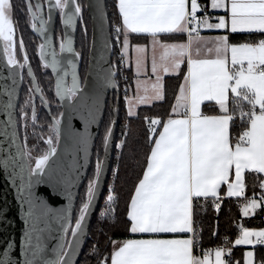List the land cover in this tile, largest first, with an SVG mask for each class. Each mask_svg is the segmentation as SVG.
I'll list each match as a JSON object with an SVG mask.
<instances>
[{
  "label": "snow or ice",
  "instance_id": "1",
  "mask_svg": "<svg viewBox=\"0 0 264 264\" xmlns=\"http://www.w3.org/2000/svg\"><path fill=\"white\" fill-rule=\"evenodd\" d=\"M47 2L49 18L45 20L41 14L43 4L40 0L35 5L32 0H24L31 29L46 37L44 43L38 45L39 58L45 69L51 68L56 74L55 96L61 102L67 100L78 104L87 111L88 122L95 123L100 111L99 95L78 96L83 90L76 72V59L64 61L59 58V54L51 47V37L47 36V25L52 19L53 10H59L64 25L74 28L81 13V5L77 0ZM116 6L120 22L113 23L112 33L104 37L103 48L111 51V36L114 35L116 43L120 45L121 65L129 63L130 49L135 53V95L125 96L128 117L137 115L135 109L138 105L163 101V76L179 75L182 66L186 65L187 68L167 119L144 118L152 146L143 176L136 183L128 203V231L132 234L190 235L186 238L113 240L110 264H230L224 257L226 254L231 256V249L226 253L224 248L217 247L202 250V255L194 254V247L199 244L194 228V201L211 197L213 208L218 213L223 199L243 198V204H238L243 217H249L258 208H264V39L255 43H230L228 35L204 37L201 30L264 33V0H210L211 9H223L228 13L227 17H215L218 21L216 23L209 22L207 15L203 18L197 16V12L203 10L198 0H118ZM15 9L14 0H0V51L6 57L7 65L16 69L27 66L32 81L24 103L20 105V118L24 122L26 133L31 127L32 135L43 139V133L36 131L37 127L43 128V124H37L39 117L34 103L35 94H39L44 107H48L50 101L36 79L27 54L23 55L22 63L15 56L18 27V21L14 19ZM96 10L102 21L100 27L106 31L107 14L103 0H97ZM84 34L87 36L86 27ZM132 34H147L151 37V73L155 76L154 81L139 79L141 75H147L149 45L132 44ZM161 34H186L187 38L183 42L168 43L160 39ZM19 47L21 50L25 48L22 37L19 39ZM65 52L73 54L75 58L81 56L73 48V38L67 35L60 42V53ZM49 56L50 60L47 58ZM100 59H104L103 52ZM69 70L72 76L71 86L65 82ZM105 72L104 87H115L116 66H110ZM6 78L12 80V87L0 86V95L8 97L6 103L0 104V110L7 115L6 121H0V136L4 140L10 138L11 143L5 149L4 141H0V152H8L7 156L0 157V167L5 171L13 169L10 179L15 183V179L19 178L18 198L23 204H27L28 209L24 214L26 228L21 238L22 260L12 258L10 253L14 243L10 241L7 248L0 252V264H74L107 166L112 125L115 121L108 122L109 126L102 138L103 158L97 153L94 175L88 180L74 226L71 224V201L75 195L72 189L80 178L79 170L85 165L77 162L71 166L76 180L72 179L70 172L57 181L63 185L69 207L54 217L59 224V237L57 244L51 249L54 258H48L46 240L54 238L48 219L52 210L45 206L42 212L36 211L43 201L35 195L34 189L36 185L49 183L52 179L51 173H46V168L57 152L61 120L59 117L52 118L53 122L48 128L50 133L55 134L56 143L50 134L44 141L48 145L47 150L35 157V167H32V150L22 148L18 142L17 120L12 111L16 107L17 89L23 82V77L19 71L10 70L9 77ZM205 102H214L218 106V114L204 112L202 105ZM230 102L234 105L233 108L229 107ZM245 103L249 106L247 110L244 109ZM68 106L71 107L72 104ZM112 111L115 113L118 109L113 108ZM237 115L247 127L233 144L230 125ZM29 119L31 124L28 123ZM157 126H162L159 131ZM9 127L11 132L8 131ZM76 135L79 137L76 150L83 151L87 157L91 134ZM124 143L121 140L116 147L122 148ZM13 146L16 148L15 154L9 151ZM246 172L254 175L252 186L255 188L258 185L261 190L259 196L255 193L251 197L246 195ZM117 173L118 168L114 171V177ZM222 185L227 186L225 196L219 194ZM116 200L115 189L110 186L106 207L100 212L101 220L110 215L114 217L113 205ZM4 211L0 209V221L4 219ZM236 227L239 229L234 242L236 246H264V229H251L242 224H237ZM69 232L72 239H68ZM117 244L119 247H116ZM98 252L99 248L94 244L90 254ZM108 261L109 256L105 255L99 260V264H108ZM235 264H239V261ZM244 264H255L253 251L244 253Z\"/></svg>",
  "mask_w": 264,
  "mask_h": 264
},
{
  "label": "trees",
  "instance_id": "2",
  "mask_svg": "<svg viewBox=\"0 0 264 264\" xmlns=\"http://www.w3.org/2000/svg\"><path fill=\"white\" fill-rule=\"evenodd\" d=\"M83 5L85 0H81ZM14 4L16 6L14 19L18 21L17 27V36L18 43L17 47H19V39L22 37L25 48L21 50L22 53H26L27 56L35 51L30 45V36L27 33V21L23 16V13L20 9V2L18 0H14ZM116 0H106V10L108 16V22L110 26V32L112 33V25L113 23H119L120 17L118 13ZM87 28V36L84 34V29ZM91 25H90V16L86 9H84V24L81 27V30L78 35L77 49L81 53L80 59L82 62V72L85 73V67L87 63V57L89 53L90 46V37H91ZM229 41L232 43H243V42H257L258 40L264 37V33L258 32H238L231 33L228 32ZM164 40H172L178 39L181 36L178 34H163L160 36ZM149 39L147 34L136 35L132 34L130 36L131 43H146ZM112 43V59L113 63L116 66V82L119 88V114H118V123L115 135V145L112 157V163L110 167V172L108 175V179L105 185V189L101 200L104 198L107 187L112 180V172L115 164V153L117 150L116 141L123 136V133L126 132L124 138V145L122 147L119 164H118V173L114 179V189L115 194L117 196V200L113 205L115 212L114 217L110 215L107 219L101 220L98 218V211L101 204V200L97 207L96 213L92 219L90 225V234L92 236V241L90 239L87 240L84 249L79 257L77 264H99V260L103 258L105 255L109 256L108 264L110 263V253H111V241L115 238H124L133 235L128 231L129 221L127 219V211H128V203L131 199V195L134 192V188L136 183H138L139 179L142 178L143 171L147 165V156L151 151V142L149 141V132L148 127L146 126L145 116L148 117H161L165 119L168 116V113L171 110V106L174 102V98L178 87L182 81L183 75L186 71V65L182 66L179 75H171L166 76L164 82L165 89V98L163 101L154 102L151 105H144L138 108L137 115L128 117L126 111V100L125 96H129L133 90V72L130 65L123 66L122 68L118 67L116 64L117 55L119 53L118 44L116 43L114 35L111 36ZM34 68V67H32ZM23 72L25 73V79L23 77ZM22 77H23V89L21 92L20 104L24 103V100L27 96V90L29 88L30 79L26 74V70L23 69ZM34 72V71H33ZM36 72V67H35ZM36 76V74H35ZM127 77V79H125ZM127 90V91H126ZM114 101L116 102V94L114 96ZM20 104L18 110L20 108ZM230 108H233L234 105L230 102ZM249 107L247 103L244 104V108ZM203 111L207 114H218L219 109L213 102H205L203 105ZM18 115L20 117V112L18 111ZM31 115V110L29 111V116ZM113 116V112L107 106V110L105 113V117L103 123L100 128V133L94 148V155L92 166L86 179L83 187L80 191V196L78 199V204L75 212L74 220L78 215V209L80 207L81 201L83 200V196L85 193V185L89 179L93 178L95 164L97 159V153L100 154V157L103 153L102 147V138L105 135L106 128L109 126V117ZM18 117V118H19ZM38 122L43 124L44 127H47L51 124V120L44 118L38 115ZM48 117V116H47ZM19 125L20 121L18 120ZM247 127L246 123L242 121L234 120V122L230 125V134L232 140H234L240 133V131ZM158 131L161 126H158ZM20 136L22 138L24 147L26 144L28 145L31 152H37L41 149L42 145L45 144L44 139H39L36 136L32 135V128H28L27 130V141H24L23 132H21V128L19 126ZM44 138V137H43ZM27 148V146H26ZM28 149V148H27ZM246 180L248 183V187L246 189L247 194L256 193L259 190L258 185L254 188L252 186L253 181L255 179L254 175L246 172ZM223 196V195H222ZM206 209V211H205ZM194 223L196 226L200 227V230L197 231V238L199 240V244L194 247V252L196 254L202 253V250L206 248H215L220 245H225L229 249H231V256H226V259L229 260L230 264H235L236 261H239V264H244V246H236L233 244V241L239 235V229L236 227L237 224H242L245 227H260L264 226V219L260 216L259 212L250 217H243L237 204L232 198H225L221 201V210L217 213L212 207H195L194 208ZM74 225V221L72 222V226ZM215 233V234H214ZM70 235V232L68 236ZM229 236V240L225 242V238ZM93 244L99 248L98 254H90L91 248ZM256 253V262L264 261V248L263 246H258L255 248Z\"/></svg>",
  "mask_w": 264,
  "mask_h": 264
},
{
  "label": "water",
  "instance_id": "3",
  "mask_svg": "<svg viewBox=\"0 0 264 264\" xmlns=\"http://www.w3.org/2000/svg\"><path fill=\"white\" fill-rule=\"evenodd\" d=\"M96 3L97 0H86V8L88 10V14L90 16V25H91V38H90V46H89V53L87 59V67L84 79L81 80L79 74V67L80 63L78 58H75L71 53H58L57 50L53 47L52 49L55 50L59 54V58L66 61L67 59H76L77 62V76L79 78V82L82 88V92L78 94V96H83L85 94L88 95H99L100 99V111L97 114V120L95 123L88 122V115L87 111L81 108L78 104H74L72 101H64L61 102L63 116L59 115L61 120L60 125V140L57 144V152L54 157L50 159L49 166L46 168V173L50 172L52 179L49 183L36 185L35 186V195L40 197L43 201V204L40 205L36 211L42 212L44 207L50 208L52 211L49 212V222L52 228V239L46 240L48 245L47 256L48 258H54V253H52L51 249L55 247L58 242V229L59 224L55 221L54 217L57 213L62 214V210H65L69 207V199L63 193V185L57 183V181L61 180L64 176L72 173V179L76 180V174L72 172V165L74 163H79L85 165L84 168L80 169V178L78 179L76 186L73 187L72 191L75 194L73 200L71 201V224L74 221L75 212L78 204V199L80 196L81 188L83 187L86 179L88 178L92 161L94 155V148L96 141L98 139L100 128L103 123L105 113L107 110V106L109 104L111 110L113 108L118 109L117 112L113 113V120L115 121L111 139V148L109 150L107 166L104 170L102 180L100 181L99 185V193L96 197V201L94 206L91 210V215L88 217V227L85 232V236L83 238V242L80 245L79 252L74 260V264H77L79 257L84 249V246L87 241V236L89 233L90 225L92 219L96 213L97 207L103 195L105 185L108 179V175L110 172V167L112 163L114 145H115V135L118 123V114H119V88L116 82L115 76V87H104L106 72L105 70L108 69L113 64L112 59V48L111 51H105L103 48L104 37L111 34L110 26L108 22L107 16V29L103 31L101 29L102 21L100 20L99 14L96 10ZM104 11L107 14L106 10V0H103ZM71 10V9H68ZM65 26V36H71L73 38V48L76 51V36H77V28L78 22L76 20L75 27ZM95 41V44H93ZM2 48V45H0ZM103 52L104 59H100V55ZM19 71L22 76V70L16 69L12 66L7 65V59L3 55L2 51H0V77H9V72ZM56 74H54L55 76ZM0 78V86H8L9 88L12 87V80L10 78ZM32 80V77H30ZM65 82L68 85L69 82L67 77L65 78ZM22 83H20L15 104L16 107L12 110L13 115L17 120V133H18V142L21 144L22 148L24 147L22 138L20 136L19 125H18V107L22 92ZM72 84V76L70 79V85ZM38 94V93H37ZM116 94V102L114 101V96ZM8 97L6 95H0V104L6 103ZM75 100V98H74ZM35 103V100H34ZM72 104L71 107L68 105ZM113 112V111H112ZM60 113V114H61ZM53 118V116H52ZM7 115L3 110H0V121H6ZM53 122V120H52ZM8 131L11 132V127L8 128ZM79 134H91V142L88 151L87 157L83 151H77V140L79 137L76 135ZM0 141H4L3 147L5 149L8 148L9 144L11 143V139L4 140L3 136H0ZM9 151L12 154H15L16 148L13 146ZM8 152H0V157L7 156ZM103 158V153L102 157ZM31 165V163H30ZM32 166V165H31ZM13 169H9L5 171L2 167H0V209H4V219L0 221V252H2L5 248H7L8 243L11 241L14 243V247L11 250V256L13 259L19 261L22 260L21 249L22 243L21 238L24 234L26 224L24 214L27 212L28 206L27 204H23L22 201L18 198L17 187L20 184V180L17 177L15 179V183L12 182L10 179L11 172ZM18 171V169H16ZM47 178V177H46ZM39 204V201H38ZM75 224V223H74ZM43 226V225H41ZM74 226V225H73ZM47 236V233H45ZM68 239H72L71 233L68 236Z\"/></svg>",
  "mask_w": 264,
  "mask_h": 264
},
{
  "label": "flooded vegetation",
  "instance_id": "4",
  "mask_svg": "<svg viewBox=\"0 0 264 264\" xmlns=\"http://www.w3.org/2000/svg\"><path fill=\"white\" fill-rule=\"evenodd\" d=\"M18 1L20 2V9L23 13V16L25 17V19L27 21V27H28L27 33L30 36V40H29L30 45L33 49H35V51L33 53H31L28 57L29 63L31 65V67H34L32 69L34 71V74H36L37 81L40 83V86L44 90L45 97L50 101L49 106L44 107L40 102L39 94H35V99H34L35 105L37 107L38 115L39 116L41 115L44 118V120L49 118L51 120V123H52V116L53 117H59L61 110H62V106H61V103H60V100L58 99V97L55 96V89H54L55 76H54V73L52 72L51 68L45 69L43 67V64H42L40 58H39L38 45H40L41 43H44L46 37L40 35L39 33H35L31 29L30 19L27 15V10H26L24 0H18ZM36 2H37V0H32L33 5H35ZM40 2L43 4V9H42L41 14L43 15L45 20H48V18H49L48 2H47V0H40ZM77 2L81 5V13L77 17L78 28H77V36H76V52H79V50L77 49L78 35H79L80 30H81V27L84 24V9H86L87 12H88V10L86 8V0L84 2V5H83L81 0H77ZM51 15H52V19L49 22V24L47 25V27H48L47 36L51 37V47L52 48L54 47L57 50V52L59 53L60 52V42L65 37V26L62 23L60 12L58 9L53 10ZM37 26H39L38 22H37ZM24 54L25 53H22V56L20 59L22 61H23L22 58H23ZM47 58L49 60L51 59L50 56ZM78 60L80 63L79 74H80L81 80H83L85 74L82 72V62H81L80 57L78 58ZM35 67H36V72H35ZM21 70L23 72V69H21ZM24 70H26V74L30 79V83H29V85H30L32 80H31L30 76L28 75L27 66H25ZM23 77L25 79V73L24 72H23ZM70 79H71V70H69V75L67 76V80L69 82L68 86H71L70 85ZM48 81H50L51 83H48ZM22 89H23V84H22ZM19 104H20V102H19ZM22 104H20V105H22ZM18 117H19V115H18ZM18 120L20 121V125H19V122H18V125L20 126L21 131L22 130L24 131L23 122H22L21 118L19 117ZM46 128H48V126L45 127V129ZM54 136H55V134H54Z\"/></svg>",
  "mask_w": 264,
  "mask_h": 264
},
{
  "label": "crops",
  "instance_id": "5",
  "mask_svg": "<svg viewBox=\"0 0 264 264\" xmlns=\"http://www.w3.org/2000/svg\"><path fill=\"white\" fill-rule=\"evenodd\" d=\"M206 1H207V4H208L209 11H210V15H207L209 17V22H211V23L218 22L215 19V17L221 16V15H224V16L227 17L228 13L225 10H223V9L213 10L210 7V0H206ZM117 2H118V0H116V3ZM228 32L229 31H227V30H207V29H205V30H201V35L204 36V37H214V36H217V35H228ZM161 35H163V34H161ZM178 35L181 36L178 39L164 40L161 37H160V39L162 41H165V42H168V43H173V42H183L187 38L186 37V34H178ZM150 41H151V37L149 36V39H148V41L146 43H132V44H145V45H149V49H148V53H147V57H148V59H147V75H141L139 77V79H141V80H151V81H154L155 80V76L152 75V73H151V55H152V53H151ZM230 43H232V42H230ZM251 43H255V42H251ZM128 55H129V65L132 68V72H133V76H134V78H133V90H132V92L130 93L129 96H134L135 95V90H136L135 80L137 79V77L135 75V64H134L135 53L130 49ZM186 70H187V68H186ZM171 75H176V74H166V75H164L163 76V83L165 82L166 76H171ZM182 80H183V78H182ZM230 96H231V94H230ZM141 106H144V105H138L137 106V108L135 109L136 110V113L138 111V108L141 107ZM202 107H203V105H202ZM126 109H127V103H126ZM202 110H203V108H202ZM165 119H167V117ZM230 136H231V134H230ZM232 143H233V140H232ZM262 178H264V174H262ZM226 191H227V186L226 185H222L219 194L225 196ZM257 212H258V209H257V211L253 215H255ZM253 215H251V216H253ZM248 228L259 230V229H264V226H260V227L254 226V227H248ZM188 235H190V234H187V233H185V234H158V235L157 234H133V235L128 236V237L115 238L113 240H115V241H121V240H124V239H141V238H143V239H148V238H164V239H168V238H186ZM234 242H235V240L233 241V244L235 245ZM241 246H244L245 247L244 253L247 252V251H253L254 252V261H255V264H256V253H255V250L256 249L255 248L258 247V246H262V245H241ZM116 247H119V244H117ZM217 247L224 248L225 251H226V253H227V251L229 249L225 245H220V246H217ZM217 247H215V248H217ZM215 248H213V249H215ZM263 248H264V246H263ZM112 250H113V245L111 243V252H112ZM194 254H196V253L194 252ZM196 255H202V253H198ZM226 256H227V254L224 257L225 259H226Z\"/></svg>",
  "mask_w": 264,
  "mask_h": 264
},
{
  "label": "rangeland",
  "instance_id": "6",
  "mask_svg": "<svg viewBox=\"0 0 264 264\" xmlns=\"http://www.w3.org/2000/svg\"><path fill=\"white\" fill-rule=\"evenodd\" d=\"M91 32V31H90ZM91 38V37H90ZM18 36H17V34H16V47H15V49H14V51H15V56H16V58H17V60L19 61V62H23L22 60H20L21 59V56H22V54H21V49H19L18 47H17V43H18ZM118 48H119V53H118V55H117V60H116V64H117V66H119V61H118V59H119V55H120V45H118ZM23 59V58H22ZM87 59H88V57H87ZM114 64V63H113ZM129 65V63L128 64H125L124 66H128ZM86 67H87V63H86ZM86 67H85V72H86ZM85 74V73H84ZM110 107V106H109ZM30 111V108L28 109V112ZM126 111H127V109H126ZM29 118H30V116H29ZM109 120H113V116H110L109 117ZM23 122V121H22ZM28 123L29 124H31V120L29 119V121H28ZM23 124H24V122H23ZM37 124L39 125L40 123L37 121ZM23 128H24V126H23ZM30 128V127H29ZM28 130V129H27ZM32 131H33V129H32ZM36 131L37 132H41V133H43V139L44 140H46L47 138H48V136L51 134L52 135V138L54 139L53 140V142L54 143H56V137L54 136V134H52V133H50L49 132V128H46L45 129V127L43 126V128H39V127H37L36 128ZM21 132H23V138H24V141H27V139L25 140V135L27 134L26 132H25V128H24V131L22 130ZM125 135H126V132H124L123 133V136L121 135V138L119 139V140H117L116 141V145L117 144H119L120 143V141L121 140H124V138H125ZM28 136V135H27ZM26 146H27V148L29 149V147H28V145L26 144ZM26 146H25V148H26ZM47 147H48V145L45 143V144H43L42 145V147H41V149H39L37 152H31V156H32V159L30 160V163L32 164V167H35V157H37L38 155H40V154H42V151L43 150H47ZM115 149L117 150V152L115 153V164H114V168H113V172H112V180H110V182H109V184H108V187H107V192H106V194H105V196H104V198L101 200V204H100V207H99V211H98V218L100 219V212L106 207V205H105V201H106V197H107V195H108V189H109V187L110 186H113L114 187V179H115V177H114V171L118 168V164H119V158H120V153H121V150H122V148H117V147H115ZM102 157V156H101ZM116 176V175H115ZM87 183L88 182H86V185H85V191H86V186H87ZM84 196H85V193H84ZM84 196H83V199H84ZM78 216V215H77ZM110 217V216H109ZM77 218V217H76ZM74 223H75V220H74ZM88 234H90V229H89V233ZM91 235V234H90ZM92 236H93V234L91 235V237L90 238H88V239H90V241H92ZM87 242V241H86ZM94 245V244H93Z\"/></svg>",
  "mask_w": 264,
  "mask_h": 264
},
{
  "label": "built area",
  "instance_id": "7",
  "mask_svg": "<svg viewBox=\"0 0 264 264\" xmlns=\"http://www.w3.org/2000/svg\"><path fill=\"white\" fill-rule=\"evenodd\" d=\"M198 2L203 6V10L202 11H198L197 12V16L200 17V18H202L205 15H210V11H209V8H208L207 1L206 0H198ZM262 39H264V37ZM118 61H119V66L118 67L122 68L124 65H121L120 64V55H119ZM244 109L247 110L248 107H246ZM235 119L238 120V121H241L238 115H237V117ZM146 126H147V123H146ZM244 128L240 131V133L244 130ZM240 133H239V135H240ZM238 136L236 138H238ZM236 138L233 140V144L235 143ZM260 193H261V190L259 189L258 192H256L255 194L257 196H259ZM246 195L249 196V197H251L253 195V193H251V194H247L246 193ZM234 199L236 201L237 206H238V204H243V202H244L243 198H236V197H234ZM220 203H221V201H220ZM201 205H203V208H205V207H212L213 208L212 198L209 197V198H207V200H205L204 198H200V199L194 201V208L195 207H201ZM220 210H221V208H220ZM215 212H217V211H215ZM258 212H259L260 216L262 217V219H264V208H258ZM194 228L196 229V232L200 230V227L199 226H196L195 223H194ZM90 237H91V235L88 234L87 240ZM226 238H227V240H229V236H227ZM206 249H211V248H206ZM256 264H261V262L258 261V262H256Z\"/></svg>",
  "mask_w": 264,
  "mask_h": 264
}]
</instances>
